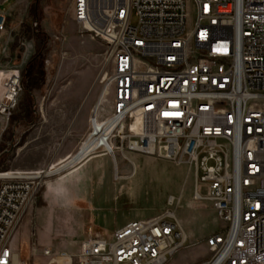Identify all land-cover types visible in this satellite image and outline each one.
I'll use <instances>...</instances> for the list:
<instances>
[{
  "label": "built area",
  "instance_id": "obj_1",
  "mask_svg": "<svg viewBox=\"0 0 264 264\" xmlns=\"http://www.w3.org/2000/svg\"><path fill=\"white\" fill-rule=\"evenodd\" d=\"M72 16L82 39L106 45V152L115 162L138 152L188 164L194 199L225 222L201 264H264V0H72ZM7 18L0 10V31ZM2 71L9 121L22 74ZM41 186L27 171L0 177V264H29L13 240ZM179 202L169 197L161 214L110 234L89 226L77 253L44 248L42 264H170L187 241L172 210Z\"/></svg>",
  "mask_w": 264,
  "mask_h": 264
},
{
  "label": "rangeland",
  "instance_id": "obj_2",
  "mask_svg": "<svg viewBox=\"0 0 264 264\" xmlns=\"http://www.w3.org/2000/svg\"><path fill=\"white\" fill-rule=\"evenodd\" d=\"M0 10L8 12L6 28L0 31V71L20 69L23 84L13 116L9 121L0 116V177L11 171L43 174L51 166L65 162L59 161L67 154H74L91 132V119L105 89L100 79L108 70L104 64L106 45L79 36L72 16V0L6 3L0 0ZM137 22L133 15L132 23ZM78 84L84 89L79 95ZM105 98L98 121L109 116L112 96L108 91ZM98 153L107 155L99 169L102 175L98 170L100 156H97L71 175L42 178V186L25 215L33 221L35 218V226L30 231V251L26 248L25 253L22 248L23 260L29 264L34 260L36 253L29 252L38 249L35 230L50 235L55 250L77 253L86 223L92 222L110 234L130 219L161 214L169 207L170 196L179 197L180 204L172 210L180 228L189 234L185 246L173 255L170 264H201L210 256L206 239L224 229L225 222L216 217L209 201L193 199L195 178L188 164L178 165L138 152H127L125 159L117 152L120 166L124 161L132 164V171L133 161L137 167L141 166L127 180L117 181L111 155L103 149ZM87 188H90L88 198H79L87 194ZM43 205L48 206L41 208L35 217ZM55 205L76 208L74 228L73 219L69 220L70 216ZM56 227L65 230L58 237L54 233ZM34 261L40 264L39 258Z\"/></svg>",
  "mask_w": 264,
  "mask_h": 264
},
{
  "label": "crops",
  "instance_id": "obj_3",
  "mask_svg": "<svg viewBox=\"0 0 264 264\" xmlns=\"http://www.w3.org/2000/svg\"><path fill=\"white\" fill-rule=\"evenodd\" d=\"M10 0H8V2H9ZM6 13H8V12H6ZM8 15V14H7ZM82 88V89H81ZM77 94L79 95L80 94V90H84L83 89V87H81V85L80 84H78L77 85ZM78 118H80V116H78ZM71 155H73V154H70V155H68L67 154V156H65L63 159H61L59 162H63V161H65L66 159H68L69 157H71ZM97 156H100V155H97ZM97 156H93V157H91V158H89L87 161H85L84 163H82L79 167H77L76 169H74L71 173H65L64 175H63V177H65V176H67V175H71V174H73V173H75V172H77L78 170H80L81 168H83L86 164H88L89 162H92V160H94V158L95 157H97ZM105 156H107V155H103V156H100V159H99V163H98V170L99 169H101L102 168V166H103V158L105 157ZM111 158V157H110ZM111 160H112V163H113V167H114V179H116L117 181L118 180H120V179H124V180H127L128 179V177L130 176V173H131V175L133 174V172L135 171V172H139L140 170H141V166L139 167H137V164L135 163V161H133V163L135 164V168H133V171H132V167H130L131 165H129V163H128V161H124L122 164H121V166L119 165V162L118 161H114L112 158H111ZM58 162V163H59ZM137 170V171H136ZM102 172V170H99V174H103V173H101ZM135 172H134V174H135ZM91 174H93V177H94V175H95V171H93L92 170V172H91ZM89 190H90V188H87V194H84L83 193V195H81L79 198H83L84 200H86L87 198H88V192H89ZM194 191H195V189H194ZM192 197H193V199H194V192H193V195H192ZM195 200V199H194ZM76 202H79V201H76ZM210 204H211V206H212V208H213V205H212V203L210 202ZM77 205V204H76ZM45 206H48V205H43V206H40L38 209H37V211H36V214H35V217H36V215H37V212H39V210L41 209V208H43V207H45ZM51 206V205H50ZM54 207H56V209L57 208H59V209H61L64 213H67V215H69L70 217H69V220H72L73 219V221H72V225H73V228H74V225H76L77 223H76V215L78 214V212H76L75 211V209L76 208H72V207H67V208H63V207H58V206H54ZM213 210H214V208H213ZM214 213H215V211H214ZM216 215V214H215ZM65 216H66V214H65ZM217 217V216H216ZM70 218H72V219H70ZM131 220H135V219H130V220H128V221H126L124 224H126L127 222H129V221H131ZM33 224H34V226H35V218H34V221H33V219H32V217H29V216H24L23 217V219H22V221H21V224H20V226H19V229H18V232H17V234H16V236H15V238H14V240H13V247L18 251V253H19V255H20V257H21V251H22V248H24V251L25 250H29L30 251V249H29V242H30V240H29V237H30V231H31V228L33 227ZM123 224V225H124ZM123 225H121V226H123ZM183 225H187L186 224V222H183ZM89 226H93L94 228H96L97 230H100L95 224H93L92 222H88V223H86L85 225H84V230H85V235H84V237H83V239H85L87 236H88V234H87V232H88V227ZM120 226V227H121ZM120 227H117L116 229H118V228H120ZM64 228V227H63ZM63 228H61V227H56L55 229H54V233L56 234V236L58 237V234H60L61 232H63V231H65ZM34 229H35V227H34ZM115 229V230H116ZM71 230V229H70ZM191 232V231H190ZM189 235V234H188ZM188 235L186 234V236L188 237ZM191 237V236H190ZM35 241H36V243L38 244V249L37 250H35V251H37V252H35V251H33V250H31V252H29V254H32V252H34V253H36L35 255H34V260H35V258H39V261H40V264H42V262L43 261H45V257H43L42 256V250L44 249V248H51V249H53L54 251H60V250H55L54 248H53V246H51L52 244L50 243V241H51V236L50 235H48V234H46V233H37L36 232V230H35ZM82 239V240H83ZM27 248V249H26ZM25 253H26V251H25ZM29 257V256H28ZM28 257H27V259H28ZM22 258V257H21ZM33 260V262H32V264H36V262ZM25 261H27V260H25ZM205 261V260H204ZM203 261V262H204ZM28 262V261H27ZM202 263V262H201Z\"/></svg>",
  "mask_w": 264,
  "mask_h": 264
},
{
  "label": "bare ground",
  "instance_id": "obj_4",
  "mask_svg": "<svg viewBox=\"0 0 264 264\" xmlns=\"http://www.w3.org/2000/svg\"><path fill=\"white\" fill-rule=\"evenodd\" d=\"M4 75H5V72L0 71V87H1V81ZM106 94H107V89H104L95 107L96 114H99L100 107L102 103L106 100L105 98ZM110 126H111L110 124L102 123L101 121H98V120L94 121L92 123L91 132L88 134L87 139L80 145L79 149L73 155H71V157H69L68 159L65 160V162L57 166H51L48 170H45L43 174H35V175L37 177L45 178V177L52 176V175H61L65 173H71L74 169L79 167L82 163L87 161L89 158L100 155V154H105V153L99 154L98 153L99 149H103V151L111 152V149L113 146H112V143L108 141ZM170 197H173V196H170Z\"/></svg>",
  "mask_w": 264,
  "mask_h": 264
},
{
  "label": "trees",
  "instance_id": "obj_5",
  "mask_svg": "<svg viewBox=\"0 0 264 264\" xmlns=\"http://www.w3.org/2000/svg\"><path fill=\"white\" fill-rule=\"evenodd\" d=\"M7 21H8V19H7ZM6 25H7V22H6Z\"/></svg>",
  "mask_w": 264,
  "mask_h": 264
}]
</instances>
